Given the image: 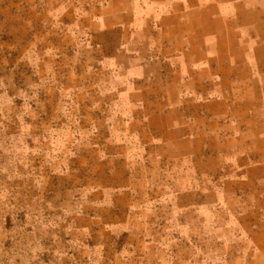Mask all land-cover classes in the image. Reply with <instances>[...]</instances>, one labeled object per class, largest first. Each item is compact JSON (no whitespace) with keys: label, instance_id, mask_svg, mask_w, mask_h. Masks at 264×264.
<instances>
[{"label":"rangeland","instance_id":"1","mask_svg":"<svg viewBox=\"0 0 264 264\" xmlns=\"http://www.w3.org/2000/svg\"><path fill=\"white\" fill-rule=\"evenodd\" d=\"M107 2L0 0V264H264L257 149L224 165L145 131Z\"/></svg>","mask_w":264,"mask_h":264},{"label":"crops","instance_id":"2","mask_svg":"<svg viewBox=\"0 0 264 264\" xmlns=\"http://www.w3.org/2000/svg\"><path fill=\"white\" fill-rule=\"evenodd\" d=\"M258 12L248 0H108L95 26L97 36L109 37V63L116 44L119 59L130 60L127 81L139 95L131 91L128 98L145 101L136 109L145 131L176 155L204 151L224 165L225 149L254 147L255 177L245 182L264 190V17L254 21Z\"/></svg>","mask_w":264,"mask_h":264}]
</instances>
